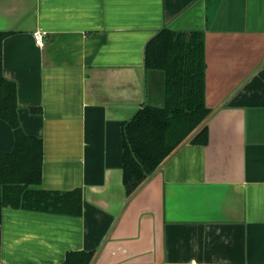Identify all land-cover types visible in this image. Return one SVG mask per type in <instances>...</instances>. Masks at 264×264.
<instances>
[{
	"label": "crops",
	"instance_id": "1",
	"mask_svg": "<svg viewBox=\"0 0 264 264\" xmlns=\"http://www.w3.org/2000/svg\"><path fill=\"white\" fill-rule=\"evenodd\" d=\"M165 29L204 40L206 143L130 194L125 125L166 104V72L146 65ZM0 34L21 127L42 141L28 189L82 193L80 214L2 205L0 264H264V0H0ZM15 145L0 118V152Z\"/></svg>",
	"mask_w": 264,
	"mask_h": 264
},
{
	"label": "trees",
	"instance_id": "2",
	"mask_svg": "<svg viewBox=\"0 0 264 264\" xmlns=\"http://www.w3.org/2000/svg\"><path fill=\"white\" fill-rule=\"evenodd\" d=\"M2 38L0 34V118L13 127L16 145L10 153L0 152V209L2 205L38 207L28 203L56 199L60 211L80 214V191L58 196L28 189L41 181L42 141L27 135L21 127L16 86L3 74ZM146 65L166 72V104L163 108L145 106L125 125L124 182L130 194L211 114L205 104L206 63L201 34L161 31L147 46ZM207 130L205 124L190 141L204 138L205 144ZM87 258L91 259L90 254Z\"/></svg>",
	"mask_w": 264,
	"mask_h": 264
},
{
	"label": "built area",
	"instance_id": "3",
	"mask_svg": "<svg viewBox=\"0 0 264 264\" xmlns=\"http://www.w3.org/2000/svg\"><path fill=\"white\" fill-rule=\"evenodd\" d=\"M47 32L44 30V28L39 27L34 33V39L38 46L43 47L45 44V36Z\"/></svg>",
	"mask_w": 264,
	"mask_h": 264
},
{
	"label": "water",
	"instance_id": "4",
	"mask_svg": "<svg viewBox=\"0 0 264 264\" xmlns=\"http://www.w3.org/2000/svg\"><path fill=\"white\" fill-rule=\"evenodd\" d=\"M208 121V119H206V121H204V123L203 124H201L182 144H181V146L183 145V144H185L186 142H188L191 138H192V136L194 135V134H196L198 131H199V129L206 123ZM164 163L165 162H163V163H161L160 165H158V167L156 168V170L154 171V173H157V172H159L160 170H162V168H163V166H164ZM153 173V174H154ZM152 175H150L149 177H148V179L151 177ZM147 179V180H148ZM146 182V181H145Z\"/></svg>",
	"mask_w": 264,
	"mask_h": 264
}]
</instances>
